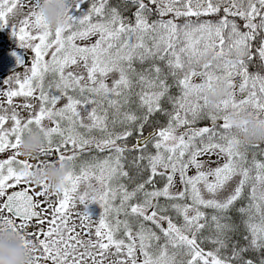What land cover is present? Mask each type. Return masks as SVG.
Segmentation results:
<instances>
[{
    "label": "snow or ice",
    "instance_id": "obj_1",
    "mask_svg": "<svg viewBox=\"0 0 264 264\" xmlns=\"http://www.w3.org/2000/svg\"><path fill=\"white\" fill-rule=\"evenodd\" d=\"M38 3L0 0L22 50L0 80V219L29 264H264V140L228 116L264 128V0H66L54 27ZM52 161L58 187L32 178Z\"/></svg>",
    "mask_w": 264,
    "mask_h": 264
},
{
    "label": "clouds",
    "instance_id": "obj_2",
    "mask_svg": "<svg viewBox=\"0 0 264 264\" xmlns=\"http://www.w3.org/2000/svg\"><path fill=\"white\" fill-rule=\"evenodd\" d=\"M66 0H39L36 11L43 17L44 22L50 26L59 23L65 11ZM218 90L209 93V102L219 99L220 86ZM229 119L238 125V135L242 143L247 144L257 140H264V128L258 126L252 117L243 110L229 112ZM43 133L32 128L25 131L21 138L19 150L28 157L41 155ZM64 166L59 161H52L34 167L33 179H45L52 187H58L64 174ZM30 254L19 233L11 230L2 219H0V264H29Z\"/></svg>",
    "mask_w": 264,
    "mask_h": 264
},
{
    "label": "rangeland",
    "instance_id": "obj_3",
    "mask_svg": "<svg viewBox=\"0 0 264 264\" xmlns=\"http://www.w3.org/2000/svg\"><path fill=\"white\" fill-rule=\"evenodd\" d=\"M21 50L19 46L15 42V38L10 35V29L6 27L0 28V51H6V50ZM1 54V53H0ZM16 71H22V67ZM14 71L8 73V74H1L0 72V80L4 79L5 77L11 75ZM20 98H17V101L19 102ZM23 115H27V112H23Z\"/></svg>",
    "mask_w": 264,
    "mask_h": 264
},
{
    "label": "water",
    "instance_id": "obj_4",
    "mask_svg": "<svg viewBox=\"0 0 264 264\" xmlns=\"http://www.w3.org/2000/svg\"><path fill=\"white\" fill-rule=\"evenodd\" d=\"M22 55V50L10 49L0 55V72L9 73L21 67L16 63V56Z\"/></svg>",
    "mask_w": 264,
    "mask_h": 264
},
{
    "label": "trees",
    "instance_id": "obj_5",
    "mask_svg": "<svg viewBox=\"0 0 264 264\" xmlns=\"http://www.w3.org/2000/svg\"><path fill=\"white\" fill-rule=\"evenodd\" d=\"M2 52H4L3 50L2 51H0V53H2ZM1 74H6V73H1ZM8 74V73H7Z\"/></svg>",
    "mask_w": 264,
    "mask_h": 264
}]
</instances>
